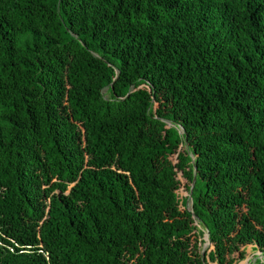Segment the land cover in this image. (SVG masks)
Listing matches in <instances>:
<instances>
[{
	"label": "trees",
	"instance_id": "16d2710c",
	"mask_svg": "<svg viewBox=\"0 0 264 264\" xmlns=\"http://www.w3.org/2000/svg\"><path fill=\"white\" fill-rule=\"evenodd\" d=\"M257 253L264 0H0V264Z\"/></svg>",
	"mask_w": 264,
	"mask_h": 264
},
{
	"label": "rangeland",
	"instance_id": "374dc122",
	"mask_svg": "<svg viewBox=\"0 0 264 264\" xmlns=\"http://www.w3.org/2000/svg\"><path fill=\"white\" fill-rule=\"evenodd\" d=\"M104 93H107V90H105ZM191 206H192V201H189L188 209H191ZM209 247H210L209 239H208V235H206L203 238V242H202V246H201L202 252L204 253ZM256 258L261 259V260L264 261V257H262L261 254H259V253H257L256 255L252 256L250 259L253 262H255ZM245 264H248V263H245Z\"/></svg>",
	"mask_w": 264,
	"mask_h": 264
},
{
	"label": "water",
	"instance_id": "95a60500",
	"mask_svg": "<svg viewBox=\"0 0 264 264\" xmlns=\"http://www.w3.org/2000/svg\"><path fill=\"white\" fill-rule=\"evenodd\" d=\"M194 183H195V181H194Z\"/></svg>",
	"mask_w": 264,
	"mask_h": 264
}]
</instances>
